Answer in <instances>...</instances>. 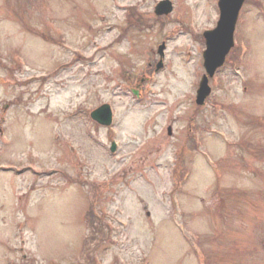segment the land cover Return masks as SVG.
<instances>
[{"label": "rangeland", "instance_id": "374dc122", "mask_svg": "<svg viewBox=\"0 0 264 264\" xmlns=\"http://www.w3.org/2000/svg\"><path fill=\"white\" fill-rule=\"evenodd\" d=\"M26 1L0 0V264H264V0H245L239 74L231 51L202 107L218 0L166 17L159 0ZM104 103L112 130L89 117Z\"/></svg>", "mask_w": 264, "mask_h": 264}, {"label": "water", "instance_id": "95a60500", "mask_svg": "<svg viewBox=\"0 0 264 264\" xmlns=\"http://www.w3.org/2000/svg\"><path fill=\"white\" fill-rule=\"evenodd\" d=\"M242 1L219 0L220 19L217 27L213 31L205 33L207 49L204 52V66L209 75H212L215 68L223 63L225 55L233 44L232 33ZM168 10V5H164L157 10V13H166ZM207 93L208 88L204 76L197 93L196 102L202 103ZM91 117L101 124H108L110 121L106 106L93 111Z\"/></svg>", "mask_w": 264, "mask_h": 264}]
</instances>
